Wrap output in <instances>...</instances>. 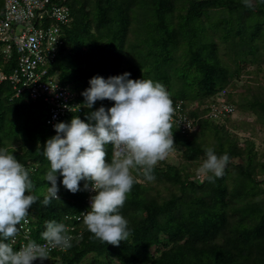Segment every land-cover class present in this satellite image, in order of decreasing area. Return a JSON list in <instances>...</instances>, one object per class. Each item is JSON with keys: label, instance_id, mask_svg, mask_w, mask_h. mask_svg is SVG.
<instances>
[{"label": "trees", "instance_id": "obj_1", "mask_svg": "<svg viewBox=\"0 0 264 264\" xmlns=\"http://www.w3.org/2000/svg\"><path fill=\"white\" fill-rule=\"evenodd\" d=\"M66 4L71 20L61 25L67 47L49 65L48 76L75 95L93 77L108 79L130 73V79L161 83L175 105H197L188 112L194 130L182 133L172 124L180 160L161 161L154 181L133 170L135 183L120 210L130 236L119 246L95 239L79 215L87 190L85 181L73 194L60 183L59 199L43 204L51 184L42 178L49 163L43 155L52 138L46 125L48 107L25 94L15 96L9 81L0 83V148L7 149L30 173L38 197L29 210L30 239L46 230V222L75 226L72 247L49 255L51 264H264V157L253 142L240 145L225 123L204 118V107L226 89L231 91L241 72L239 63L264 62V3L251 0H50ZM2 2L0 3L1 10ZM15 66L4 63L3 74ZM243 91L242 107L264 123V88ZM113 101H97L73 116L87 114ZM227 120H230L229 117ZM234 127V126H233ZM234 129V128H233ZM229 156L222 177L197 174L205 149ZM107 159L112 147L107 146ZM211 175V174H209ZM200 176V178L198 177ZM78 235V236H77ZM41 240H37L39 242ZM9 243V240L7 241Z\"/></svg>", "mask_w": 264, "mask_h": 264}, {"label": "clouds", "instance_id": "obj_2", "mask_svg": "<svg viewBox=\"0 0 264 264\" xmlns=\"http://www.w3.org/2000/svg\"><path fill=\"white\" fill-rule=\"evenodd\" d=\"M244 3L252 7L251 0ZM129 76L125 72L108 79L91 78L90 87L81 93L83 107L91 109L103 100L113 101L114 105L89 112L87 122L73 116L69 123L54 125L56 135L43 146L49 167L42 178L51 184L43 204L60 200L58 175L62 177L60 183L73 194L85 181V189L90 187L95 195L90 198V210L81 213L83 224L95 239L113 246L130 236L128 221L120 210L135 183L133 170L141 172L147 181H154V168L175 150V109L166 88L151 79L134 80ZM108 145L114 149L110 162ZM205 155L198 171L209 180L222 177L229 163L228 154L218 156L214 149L207 148ZM33 188L25 166L13 153L0 148V264H35L38 259L47 260L50 249L72 247L73 237L63 223L56 221L46 222V230L41 233L43 244L29 237L18 250V245L11 243L38 199L30 194Z\"/></svg>", "mask_w": 264, "mask_h": 264}, {"label": "built area", "instance_id": "obj_3", "mask_svg": "<svg viewBox=\"0 0 264 264\" xmlns=\"http://www.w3.org/2000/svg\"><path fill=\"white\" fill-rule=\"evenodd\" d=\"M70 20V9L64 3L53 4L50 0H2L0 58L4 63L14 59L15 66L8 75L3 74L0 69V83L9 81L15 96L25 94L32 101L42 100L47 104L46 125L53 136L56 135L54 125L68 123V116L81 112L83 107L75 102V95L69 89L48 76L49 65L56 59L59 51L67 47L60 27L68 24ZM226 93L225 88L219 90L212 100L200 107L206 109L204 118L218 122L234 113V106L225 100ZM173 107L175 111L172 124L182 133L193 131V122L189 119L188 112L198 106L178 101ZM111 147L113 152V146ZM93 195L95 193L89 187L79 215L71 217V220L79 222L83 219L81 213L90 210V198ZM22 223L19 236L15 240L11 239L12 244L18 245V250L31 235L29 220ZM66 229L67 234L74 238L75 226L68 225ZM55 251L65 250L50 249L49 254Z\"/></svg>", "mask_w": 264, "mask_h": 264}, {"label": "rangeland", "instance_id": "obj_4", "mask_svg": "<svg viewBox=\"0 0 264 264\" xmlns=\"http://www.w3.org/2000/svg\"><path fill=\"white\" fill-rule=\"evenodd\" d=\"M2 0H0V3ZM241 72L238 76L235 86L228 87V91H231L235 111L227 120L226 117L220 120V123H225L229 130L233 132L237 138L240 145H243L245 139L253 142L254 149L258 152V155L264 157V123L258 121L256 117L244 110L242 107L236 105V103H242L243 91L249 90L248 93L251 94L252 91H262L264 88V62L257 66L256 64L250 65L244 62L239 63ZM234 126V127H233ZM234 128V129H233ZM180 160V152L175 148L169 156L164 160L168 163H177ZM201 177L202 175L197 171ZM42 240L41 236L34 239ZM53 263L51 259L40 261L39 259L35 264H51Z\"/></svg>", "mask_w": 264, "mask_h": 264}]
</instances>
